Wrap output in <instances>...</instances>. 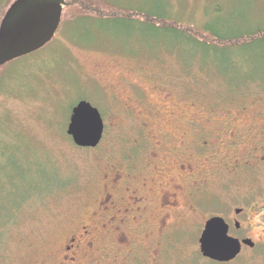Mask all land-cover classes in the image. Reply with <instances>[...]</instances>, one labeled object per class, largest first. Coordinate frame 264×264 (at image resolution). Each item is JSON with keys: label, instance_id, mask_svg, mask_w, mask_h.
Segmentation results:
<instances>
[{"label": "rangeland", "instance_id": "rangeland-1", "mask_svg": "<svg viewBox=\"0 0 264 264\" xmlns=\"http://www.w3.org/2000/svg\"><path fill=\"white\" fill-rule=\"evenodd\" d=\"M84 1L98 11L64 13L50 42L0 70V264H58L70 234L110 217L134 252L152 251L138 248L148 235L158 250L164 229L171 264H222L201 251L214 216L255 243L228 264H264V43L206 48L180 30L264 31V0ZM116 6L165 18L97 20ZM80 100L104 119L96 147L68 133Z\"/></svg>", "mask_w": 264, "mask_h": 264}, {"label": "water", "instance_id": "water-1", "mask_svg": "<svg viewBox=\"0 0 264 264\" xmlns=\"http://www.w3.org/2000/svg\"><path fill=\"white\" fill-rule=\"evenodd\" d=\"M64 3V0H16L0 26V65L31 54L50 42L61 23ZM104 130V119L98 108L87 100L74 105L68 133L77 146H98ZM236 227H240L239 222ZM200 243L203 256L218 262L234 260L243 245L255 246L252 239L241 240L230 235V225L222 216L206 222Z\"/></svg>", "mask_w": 264, "mask_h": 264}, {"label": "flooded vegetation", "instance_id": "flooded-vegetation-1", "mask_svg": "<svg viewBox=\"0 0 264 264\" xmlns=\"http://www.w3.org/2000/svg\"><path fill=\"white\" fill-rule=\"evenodd\" d=\"M64 5L65 3L62 5V7H64ZM128 190L129 188H127V191ZM131 198H133L134 201L131 202L134 204H136V202L139 201L137 198H135V196ZM104 203L107 206L109 204L107 200ZM169 204L173 205L172 200L171 201L169 200ZM136 206L138 207L136 209L134 208L135 211L140 208L138 204H136ZM129 207L130 206L128 205H125L124 207L127 211L126 214L129 212V210H131V208ZM109 209L110 207L108 206L107 207L108 212H110ZM118 211H120V209ZM117 219H118L117 217L115 221L114 218L111 217L108 218V221L107 220L102 221L101 219H94L89 221L87 224L82 225L81 226L82 231L80 229L81 232L78 231L77 232L78 234H70V236H68L63 242L64 244L63 255L60 261L58 262V264H81L78 262L81 253L83 254L87 253L89 255V264H101V263L105 264L106 259L108 260V264L109 263L110 264H171V261L167 253H165V249H166L165 242L168 237V234H166L167 232L164 233V229L162 230V234H160V237L157 236L160 245V248H158V250L157 249L154 250L156 237L148 235L147 238L152 239L150 246L144 245L143 242L139 245L138 248H142V249L144 247H147L149 249L153 248L152 251L147 250L144 252L137 250L136 252H134V250L137 248L136 240L130 239L127 233L124 231V228L122 227L124 220L123 219L117 220ZM105 222L109 223L110 225L108 226ZM161 222L162 224H164L163 220ZM114 223L116 225H114ZM99 229L106 232L104 236L103 235L98 236L100 238L95 236L96 232ZM230 229H231V225H230ZM107 244H109L110 247L111 245L115 247V250L114 248H109ZM244 246L246 245H243L242 250ZM230 262H223L222 264H228Z\"/></svg>", "mask_w": 264, "mask_h": 264}, {"label": "trees", "instance_id": "trees-1", "mask_svg": "<svg viewBox=\"0 0 264 264\" xmlns=\"http://www.w3.org/2000/svg\"><path fill=\"white\" fill-rule=\"evenodd\" d=\"M6 0H0V10L2 8H4L6 6ZM14 3V2H13ZM85 3V1L83 0L81 2V0H65V5L63 7V14L65 13V17L67 14H91V13H95L98 11V7L93 5V4H86V6H84L83 4ZM115 9H111L113 10L112 14L108 16H103V17H97V20H112V19H124V20H128L131 19L133 20L134 17H138L141 16V18H145V22H149L151 23L150 26L152 27H157L160 28L161 25H155V20H157L158 22L160 21H164V13H158V12H143V14L134 12L132 9H129L128 11L125 10H119L117 9V6L114 7ZM126 9V8H125ZM128 9V8H127ZM8 11V9L3 13L0 12V26L2 23V20L6 14V12ZM141 12V11H140ZM63 14H62V18H63ZM125 14H127L128 16L126 17ZM108 17V18H105ZM105 18V19H104ZM163 27V26H162ZM167 28V27H165ZM170 30H175V29H170ZM179 30V29H176ZM183 32H188L190 33V35L192 36V41H194L195 43H202V45L206 48H210V45L212 43H216L218 45H223L224 43L229 46L230 48H234V47H245V46H251L256 43H264V31L263 30H257V31H244V30H239V31H230L229 33L232 34H224L222 33L221 30L216 29L214 27H212L211 25H207L205 27V32H201L199 30H188L184 27H181L180 29ZM263 31V32H262ZM262 32V33H260ZM213 49V48H212ZM215 50V49H214ZM223 53L221 55V57H223ZM6 65H8V63L6 64H2L0 65V70H3ZM264 80V79H263ZM237 81V80H236ZM75 105V104H74ZM73 105V107H74ZM72 107V108H73Z\"/></svg>", "mask_w": 264, "mask_h": 264}]
</instances>
